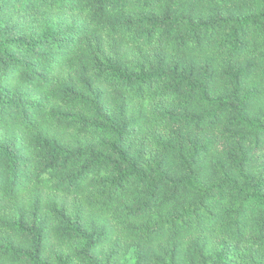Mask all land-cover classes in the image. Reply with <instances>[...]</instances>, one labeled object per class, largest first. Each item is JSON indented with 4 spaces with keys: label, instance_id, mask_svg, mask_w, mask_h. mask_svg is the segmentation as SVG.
I'll return each mask as SVG.
<instances>
[{
    "label": "trees",
    "instance_id": "obj_1",
    "mask_svg": "<svg viewBox=\"0 0 264 264\" xmlns=\"http://www.w3.org/2000/svg\"><path fill=\"white\" fill-rule=\"evenodd\" d=\"M0 264H264V0H0Z\"/></svg>",
    "mask_w": 264,
    "mask_h": 264
}]
</instances>
